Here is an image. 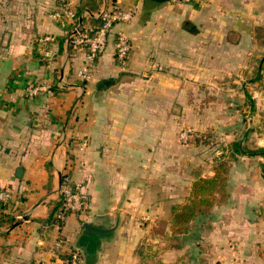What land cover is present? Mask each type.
<instances>
[{
	"label": "crops",
	"instance_id": "1",
	"mask_svg": "<svg viewBox=\"0 0 264 264\" xmlns=\"http://www.w3.org/2000/svg\"><path fill=\"white\" fill-rule=\"evenodd\" d=\"M67 1L80 22L95 25L115 3ZM145 4L122 0L137 13L114 27L83 81L84 53L50 16L59 0H0V190L14 196L0 206V264H68L76 253L79 264H264L258 225L245 214L255 196L244 187L186 233L171 223L194 182L214 175L212 155L180 139L182 124L198 122L189 94L243 72V45L254 41L250 28L264 26V0ZM121 32L131 43L124 66L114 45ZM47 35L55 41L39 43ZM32 84L40 95H28ZM67 173L85 182L86 208L58 221ZM86 224L110 232L87 234Z\"/></svg>",
	"mask_w": 264,
	"mask_h": 264
},
{
	"label": "rangeland",
	"instance_id": "2",
	"mask_svg": "<svg viewBox=\"0 0 264 264\" xmlns=\"http://www.w3.org/2000/svg\"><path fill=\"white\" fill-rule=\"evenodd\" d=\"M246 15L259 19L253 9ZM249 31L254 41L243 45V72L234 68L230 74L214 76L210 84L189 94H195L190 98L197 103L198 122L182 124L180 139L185 145H195L203 155L211 154L213 165L220 157L228 162L229 194L244 187L246 194L255 196L251 210L259 229V251L264 253V157H236L234 151L235 144L247 150L264 148V26Z\"/></svg>",
	"mask_w": 264,
	"mask_h": 264
},
{
	"label": "built area",
	"instance_id": "3",
	"mask_svg": "<svg viewBox=\"0 0 264 264\" xmlns=\"http://www.w3.org/2000/svg\"><path fill=\"white\" fill-rule=\"evenodd\" d=\"M176 2H190L191 0H174ZM60 8L50 16L55 22L68 26L67 41L69 46L76 52H82L85 55L83 65L78 70V77L83 81L92 79L94 67L99 57L107 49L112 30L117 25L130 23L136 13L137 8L124 10L121 7L122 0H115V3L108 9H104L99 14L100 23L85 24L78 21L76 13L70 8L67 0H59ZM55 38L51 35L41 37L39 43L45 45L54 42ZM115 53L117 62L124 66L131 51V43L128 36L124 33H118L115 39ZM44 90L39 85H29L27 93L31 97L41 94ZM83 142L81 147L84 148ZM84 181L75 182L69 173L64 174L61 180L60 194L62 197V207L58 212V221H63L69 213H79L86 208V199L83 193ZM14 199L12 191L9 189L0 190V206H7ZM68 264H79V254L72 255Z\"/></svg>",
	"mask_w": 264,
	"mask_h": 264
},
{
	"label": "trees",
	"instance_id": "4",
	"mask_svg": "<svg viewBox=\"0 0 264 264\" xmlns=\"http://www.w3.org/2000/svg\"><path fill=\"white\" fill-rule=\"evenodd\" d=\"M78 21L79 17L76 14ZM234 151L240 155L251 157H264V148L247 150L235 144ZM214 175L200 178L194 182L189 200L185 204L175 205L172 208L171 223L174 233L183 234L188 230L190 222L196 218L209 214L216 206L228 203L230 194L228 192V175L230 168L228 162L220 157L215 160ZM62 199L60 208L62 207ZM55 217L57 219L58 212ZM58 220V219H57Z\"/></svg>",
	"mask_w": 264,
	"mask_h": 264
},
{
	"label": "water",
	"instance_id": "5",
	"mask_svg": "<svg viewBox=\"0 0 264 264\" xmlns=\"http://www.w3.org/2000/svg\"><path fill=\"white\" fill-rule=\"evenodd\" d=\"M164 1H168V0H146L145 7H146L147 10H154V9L157 8V6L161 2H164ZM112 83H113V81H109V82H106L105 84L106 85H110ZM20 172H22V170H19L18 171V174ZM245 214H246V216L249 219H254L255 218V215H254L253 211L250 209L249 206L246 207ZM84 232L87 233V234H98L100 236H103V235L109 233L110 230H108V229H102V228H98V227L93 226V225L86 224V225H84Z\"/></svg>",
	"mask_w": 264,
	"mask_h": 264
}]
</instances>
